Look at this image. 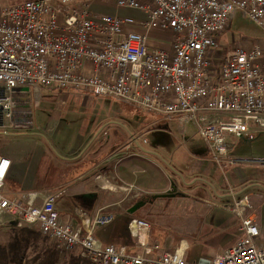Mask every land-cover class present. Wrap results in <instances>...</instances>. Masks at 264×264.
<instances>
[{"label": "built area", "instance_id": "2783aa9c", "mask_svg": "<svg viewBox=\"0 0 264 264\" xmlns=\"http://www.w3.org/2000/svg\"><path fill=\"white\" fill-rule=\"evenodd\" d=\"M119 7L144 12L96 14L84 0H0V130L32 126L39 91L76 87L97 96L135 104L165 118L197 122L200 136L222 168L244 159L231 155L234 138L264 129V60L261 45L221 48L220 36L235 15L251 19L264 32V0H116ZM170 31L169 48H151L146 31ZM25 115L29 118L24 120ZM11 159L0 154V228L17 221L56 239L66 251L78 250L92 264H264L260 227L248 193L231 191L232 202L215 203L240 219L238 240L215 257L190 261L182 247H149L151 225L138 217L128 229L141 253L124 244L100 245L95 226L114 221L99 211L82 226L64 223L57 209L60 192L7 194ZM175 191L176 187L173 186ZM63 192V191H62ZM147 237V241L143 239Z\"/></svg>", "mask_w": 264, "mask_h": 264}, {"label": "crops", "instance_id": "0c3cea01", "mask_svg": "<svg viewBox=\"0 0 264 264\" xmlns=\"http://www.w3.org/2000/svg\"><path fill=\"white\" fill-rule=\"evenodd\" d=\"M86 1L91 3L92 9L96 14L123 16L129 13V11H132L138 19H145V16H147L140 10L119 7L116 4V0ZM239 14L240 13L237 15ZM130 29L146 31L139 26L130 27ZM261 31L263 36L256 37L253 39V42L257 41L261 45L264 60V32L262 29ZM146 32L150 37L149 44L151 48H169L171 46L172 34L170 31L153 28ZM229 46L230 45L227 44L224 48ZM126 104L127 105L124 106L130 105V103L127 102ZM126 112L128 115L129 111L127 110ZM163 118L165 119V117ZM96 129L98 128L94 129L92 142L88 146H85V143L78 144L75 154H68L69 152L64 150L62 152L59 151L61 147L55 143L54 150L56 155L52 156V159L50 158L45 161L48 182L44 186L36 189L22 190L12 182V179H9L12 172L13 158L5 154V156L11 159V166L7 175L5 187L7 194L11 197L20 198L28 195L29 192L35 191L40 193L42 197V199L40 198L41 202L49 193L53 191L60 192L56 200V205L61 215V220L64 223H73L77 227L82 226V216L85 214H88V218L91 220L99 211L102 213H113L115 218L112 223L95 226L94 236L96 242L100 245L124 244L131 252L141 253L143 247L136 244L133 236L128 230V222L134 217L147 221L140 211H142L144 205L149 202L147 194L154 193L156 195H164L165 190L163 189L165 187L161 185L162 182L160 180L159 170L166 169L169 176L173 178H178L180 176L182 178V180L180 178L178 182H175L173 179L174 182L170 185L171 191L172 186L176 183L181 185V190L183 192L193 193V190L186 189V187L190 186L193 189L195 188L194 190H200V192L195 193H198V197L205 199L204 201H208L211 206L217 205H215V203L211 204L209 201H218V199L225 202H232V196H230L229 193L227 194L226 191L228 186L235 187L238 194H250L253 204L252 212L256 216L261 231L256 241L258 240V244L264 245L263 128L251 123L249 132L245 133L242 138H234V147L231 150V155L246 161L239 162L224 169L215 161L210 151L211 157H209V159H201L199 167L190 169L185 176L178 170H171L168 165L166 166L167 160L161 155L160 159L156 158L155 151L151 148H145L143 144L140 143V136L132 132L126 125H123L122 129L116 130V136H114V138L109 137L110 139L107 140L106 145L103 147V149H107L106 153L101 156L104 151L98 150L100 143L98 142L97 133L105 134L107 130L104 129L102 131L99 129L97 131ZM96 131L97 133H95ZM129 133L131 136L128 135ZM143 142L145 144L146 139H144ZM203 172L205 174L202 175L205 176V178L199 175V173ZM101 178L105 179L109 185L101 186L99 182ZM202 182L205 183V187L201 188L200 184ZM61 190H63V192ZM170 197H172V195ZM187 202L191 204L194 213L198 211L197 213L204 216L205 221L203 227L204 229L209 227V229L207 228L203 233L207 237L214 235L219 236L220 246L215 247L213 253L205 254L198 250L197 243H195L197 240L194 238L195 242L194 244L192 243V245L187 241L181 246L177 245L170 247V244H165L166 248H162L161 246L159 251H171L175 248L183 247L185 248L187 258L191 261H195L202 256L214 257L224 252L238 240L240 236V219L237 215L219 206L217 207L227 212L222 213L212 210L209 212L210 206L203 208V205L200 203L193 201ZM13 222L15 223L6 224L8 223L6 222L3 226V230H8L9 228L12 230L11 228L13 227L17 228L15 230H19L22 227L17 225V221ZM27 228L34 229L35 231L40 230L38 226ZM34 235L31 234L27 236L28 241L24 243L25 247L20 253L19 258H16L17 260L13 261V263L7 262V264H46L41 262L38 256L57 243L52 238L45 237L44 234L39 237ZM11 236L14 235L11 234ZM160 238V236L152 237L151 233L149 237V247H152L153 242ZM32 248L34 249L33 253L31 252ZM27 252H31L30 255ZM79 256L80 253L78 250L64 252L58 264H83Z\"/></svg>", "mask_w": 264, "mask_h": 264}, {"label": "rangeland", "instance_id": "374dc122", "mask_svg": "<svg viewBox=\"0 0 264 264\" xmlns=\"http://www.w3.org/2000/svg\"><path fill=\"white\" fill-rule=\"evenodd\" d=\"M23 1L25 0H2V3L5 6H10ZM133 13L129 11L125 15L135 16ZM236 15L234 21L232 20L233 22L226 29V33L224 32L220 37L221 48L227 44L232 46L239 43L251 46L253 39L263 36L261 29L251 19L243 18L240 14ZM39 93H41V98L39 101L35 100L32 107L34 122L32 126L9 131L0 130V154H7L13 158L9 179H12V182L22 190L36 189L48 182L45 161L56 155L55 143L60 145L59 151L64 150L69 152L68 154H75L78 144L85 143V146H88L92 142L95 128H98L97 131L99 129L107 130L105 134L95 132L100 143L98 150L104 151L101 156L106 153L107 149H103V147L110 139L109 137L114 138L116 130L122 129L123 125H126L132 132L140 136V143L145 148L155 151L156 158L160 159L161 155L167 160L166 166L168 165L171 170H178L184 176L190 169L198 168L201 159H209L212 155L200 136L197 122L185 116L164 119L162 116L135 104L130 103L129 106H124L127 105L126 102L116 98L97 96L88 90L76 87L58 90L44 87ZM127 110L129 111L128 115ZM23 118L24 120L29 119L26 115ZM128 135L131 136L130 133ZM242 136L240 137L242 138ZM144 139H146L145 144ZM202 174L205 173H199L200 177L205 178ZM159 175L161 185L165 187L164 195L147 194L149 202L140 211L152 227V237H161L162 248H166L165 244H170V247L181 246L186 241L192 245L195 238L200 252L213 253L215 247L220 246V237L215 235L207 237L203 233L207 228L209 229V227L205 229L203 227L205 218L197 213L198 211L194 213L191 204L187 201L200 203L203 208L210 206L209 212L212 210L226 213L227 211L217 206H211L208 201H204L205 199L198 197V193H195L200 190H194L195 188L190 186L186 189L193 190V193L183 192L181 185L176 183L174 184L178 191H171L170 185L174 182L173 179L178 182L180 176L173 178L169 176L166 169H160ZM200 187H205V183L202 182ZM226 191L227 194L231 191L238 192L233 186H228ZM171 195L172 197H170ZM209 202L214 204L225 201L218 199V201ZM14 223L11 221L6 224ZM3 226L0 228V264L13 263L17 259L11 255L14 249L10 244L21 234L19 230H15L17 229L15 227L11 228L12 230L10 228L3 230ZM44 235L47 238H52L49 235ZM52 239L59 244L56 239ZM4 249L5 255L3 254ZM33 251L32 248L31 252L33 253ZM65 252L68 251L65 250ZM82 263L90 264L84 259Z\"/></svg>", "mask_w": 264, "mask_h": 264}, {"label": "trees", "instance_id": "16d2710c", "mask_svg": "<svg viewBox=\"0 0 264 264\" xmlns=\"http://www.w3.org/2000/svg\"><path fill=\"white\" fill-rule=\"evenodd\" d=\"M19 233L21 234V237L14 239L10 244V246L14 249V252L11 255H13L15 258H19L20 253L24 250V243L28 241V235L35 234L37 237H39L43 234L41 230L35 231L34 229L27 227H21L19 229ZM64 252L65 250H63L61 246L57 243L53 245L50 249L46 250L44 253L40 254L38 258L41 262H44L46 264H58ZM4 253L5 249L3 250V254ZM79 257L81 260H87L90 264H92L88 259L83 258L81 255Z\"/></svg>", "mask_w": 264, "mask_h": 264}, {"label": "bare ground", "instance_id": "6f19581e", "mask_svg": "<svg viewBox=\"0 0 264 264\" xmlns=\"http://www.w3.org/2000/svg\"><path fill=\"white\" fill-rule=\"evenodd\" d=\"M99 182H100V185L101 186H104V185H109L108 183H107V181L105 180V179H100L99 180ZM173 186H175L176 187V190L175 191H177L178 189H177V186L176 185H173ZM172 186V187H173ZM173 191V190H172ZM175 191H173V192H175ZM83 219L86 221L87 219H88V214H85L84 216H83ZM150 224V223H149ZM129 230V229H128ZM151 233H152V227H151ZM131 234V233H130ZM147 241V237H145L144 239H143V242H146ZM160 247H161V240H160ZM179 248V247H178ZM183 248V247H182ZM175 249H177V248H175ZM174 249V250H175ZM174 250H171V251H174ZM184 250H185V248H184ZM163 252V251H162ZM223 253V252H222ZM221 254V253H220ZM185 255H186V252H185ZM187 257V256H186ZM202 257H205V256H202ZM215 257V256H214ZM200 258V257H199ZM208 258H212V257H208ZM190 260V259H189ZM191 261V260H190ZM196 261V260H195Z\"/></svg>", "mask_w": 264, "mask_h": 264}, {"label": "snow or ice", "instance_id": "6c2138e0", "mask_svg": "<svg viewBox=\"0 0 264 264\" xmlns=\"http://www.w3.org/2000/svg\"><path fill=\"white\" fill-rule=\"evenodd\" d=\"M0 171H2V168H0Z\"/></svg>", "mask_w": 264, "mask_h": 264}]
</instances>
